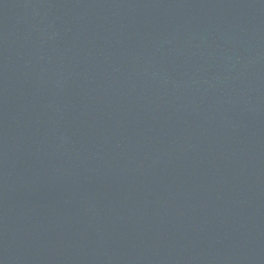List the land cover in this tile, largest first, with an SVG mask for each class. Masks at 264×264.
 <instances>
[{"label": "water", "instance_id": "95a60500", "mask_svg": "<svg viewBox=\"0 0 264 264\" xmlns=\"http://www.w3.org/2000/svg\"><path fill=\"white\" fill-rule=\"evenodd\" d=\"M0 264H264V0H0Z\"/></svg>", "mask_w": 264, "mask_h": 264}]
</instances>
